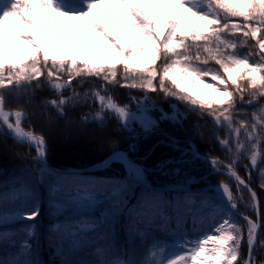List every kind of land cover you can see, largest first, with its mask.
I'll return each mask as SVG.
<instances>
[{
    "label": "snow or ice",
    "instance_id": "obj_1",
    "mask_svg": "<svg viewBox=\"0 0 264 264\" xmlns=\"http://www.w3.org/2000/svg\"><path fill=\"white\" fill-rule=\"evenodd\" d=\"M118 16L123 21L113 36ZM65 18L86 22L109 45L106 50L101 47L98 60L75 55L77 45L92 51L76 39L75 34L86 31L84 23L66 36L65 43L73 46L71 54L50 55L57 51L50 38L58 28L62 35L67 33L58 23ZM192 21L198 23L185 26ZM126 29H131L127 37ZM5 34L22 45L8 41ZM236 36L242 39L229 38ZM249 40L255 42L254 51L240 54L238 49ZM23 46L27 50L21 55ZM105 52L114 58L105 59ZM253 55L258 59L252 60ZM210 62L219 67H208ZM93 76L103 82L99 88L63 95L76 78ZM41 77L58 97L45 101V107L55 108L61 116L69 104L92 102L97 110L81 118L85 123L103 127L110 116L134 141L162 136L140 159L134 158L139 149L133 142L127 151L116 149L97 166L106 170L118 164L122 172L116 175L56 170L47 164L44 136L24 126L28 114L22 108H7L5 95L0 94V136L35 148L40 181L47 177L55 264H256L253 252L264 226L259 199L235 164L247 151L251 168L258 169L264 181V168H259L264 163V106L251 114V120L234 114L238 100L252 105L264 97V0H0V89L24 93L34 81L38 89ZM109 84L140 89L145 97L132 110L106 94ZM157 91L190 111L210 116L217 127H226L228 134L217 140L235 159L223 164L218 158L201 156L190 142L165 133L162 123L181 125L186 115L175 105L165 111L149 102L146 94ZM161 145L177 155L146 167L144 161ZM197 161L210 163L214 170L223 165L237 190L249 193L247 207L256 219L241 213L245 223L241 226L236 217L243 195L238 199L223 181L215 188L194 189L198 181L191 172ZM153 174L168 179L153 183L149 179ZM260 186L264 188V182ZM33 199V187L21 178L0 181V225L34 220L40 210L29 207ZM119 231L130 246L122 255L114 242ZM35 238L34 224L24 225L20 232L0 230V264H41L30 243ZM137 240L151 241L139 259L133 243ZM245 241L247 258H242ZM90 247H94L91 253L78 255ZM260 247L264 248V241ZM88 255L94 259H87Z\"/></svg>",
    "mask_w": 264,
    "mask_h": 264
},
{
    "label": "trees",
    "instance_id": "obj_2",
    "mask_svg": "<svg viewBox=\"0 0 264 264\" xmlns=\"http://www.w3.org/2000/svg\"><path fill=\"white\" fill-rule=\"evenodd\" d=\"M196 23L198 22L192 21L191 23H187L185 26L192 27ZM229 38L236 39L237 41L242 39L240 36ZM254 43V41L249 40L248 45L239 48L238 52L240 54H246L250 49H253ZM251 59L256 60L258 57L253 55ZM208 67L218 68L219 66L214 62H210ZM36 83L37 82L34 81L32 87L28 88V90L24 93L17 94L15 89L7 91L0 89V94L5 95L7 108H22L28 114V119L24 121V126L26 128L31 126L35 132L44 136L48 146L47 159L53 165L60 167L86 166L102 160L116 149H124L127 151L129 144L133 142L137 143L139 149L138 152L133 154L134 158L140 159L149 152L158 140L162 139L160 134H154L148 136L146 139L141 138L134 141L132 136L120 126L117 120L110 116L106 118L103 127H100L92 122L85 123L81 118L85 115H91L97 110V105L92 102L86 103L81 101L75 105L69 104L64 109V115L61 116L57 113L55 108L51 106L45 107V101L58 99L56 93L49 89L46 78H40L39 83L42 85L41 88H35ZM101 83L103 82L94 76L87 78L78 77L72 81V88L65 90L63 95L65 97L70 96L73 90L81 93L82 95L86 90L99 88ZM241 83L245 87L247 86L246 81H241ZM107 88L108 94H111L114 99L122 105H135L136 101L143 100L145 97L144 91L140 89L120 87L119 84H109L107 85ZM146 95L149 102H154L159 108H163L165 111H169L170 106L175 105L181 112L185 113L186 119L183 120L181 125H173L168 122L162 123L160 127L165 133L176 137L182 142L193 141L196 144L197 150L208 156L220 158L228 163H231L233 159H235L233 153H230L226 149L222 148L218 143L217 137L222 139L226 136V134L214 124L210 116L190 111L184 104L178 103L174 98L166 99L163 93L159 91L148 92ZM133 97L136 99L133 100ZM248 99H250V97L245 95L244 100ZM260 101L264 104V97H260ZM236 109L237 113L234 114V118L251 120V114L254 112V108H247L241 105L238 100ZM153 115H159V113L154 112ZM64 126L68 127L66 129L67 135L61 139L62 142H59L60 146L61 144L66 145L67 143H70L71 131L69 130L72 129H77L79 133L93 135L95 138L94 140L97 139L98 141L97 144L92 146V148L88 151L81 149L80 152L76 154L75 152H72L75 156H73L72 153L67 156L69 149H65L67 150L66 154H62L59 150H54L57 147L55 144V142L57 143L56 131L62 129ZM139 131V128H137V133H139ZM0 143L3 144L0 151V181L8 182L13 178H21L23 181L28 182L33 187L35 192V199L29 201V207L33 209L38 207L40 210L39 216H37L34 220L9 222V224L0 225V230L7 229L9 231L20 232L24 225L34 224L36 226V238L34 241H30V243L33 244L36 257L39 259L41 264H55L57 257L53 253L49 237V225L53 222V217L50 214L48 203L49 195L46 187L47 177L45 176L43 183L40 181L42 173L37 171V164L33 159L36 156V151L27 144L16 143L7 135L0 136ZM261 150L264 152V143L261 144ZM173 155L177 154L161 145L154 152H152L144 163L146 167L151 168L156 161L164 159L166 156ZM246 165H248L247 169L245 167ZM209 168L210 163L206 161H197L196 164L192 166L191 174L199 176ZM235 168L256 191L260 201L261 222L262 225H264V188H261L260 186L264 181H262L259 170L251 168L247 151L240 156L239 160L235 164ZM259 168H264V163H261ZM121 172L122 169L120 165L113 164L110 169H102L84 174L86 176H112ZM149 179L155 183L156 181H164L168 178L153 174L149 176ZM210 179L211 177H208L202 182H206ZM235 195H237V190H235ZM242 195L244 198H248L245 191L242 192ZM238 209L241 212H248L249 215H253V217H255L254 213L247 211L240 202L238 203ZM236 219L242 227L245 226L244 221L240 219L239 215H237ZM260 241H264V226L261 227L260 237L256 244V249L254 250L256 264H264V248L260 247ZM114 242L117 250H120L121 248L124 250L130 249V246L126 242V236L122 231L117 233L114 238ZM133 243L137 249L135 255L137 253L141 256L140 251L146 246L147 241L141 242L137 240ZM246 249L247 244L245 241L241 246L242 258H245ZM93 250L94 247H90L87 248L85 252L79 253L78 255H85V253H91ZM88 256L94 259L92 256Z\"/></svg>",
    "mask_w": 264,
    "mask_h": 264
},
{
    "label": "rangeland",
    "instance_id": "obj_3",
    "mask_svg": "<svg viewBox=\"0 0 264 264\" xmlns=\"http://www.w3.org/2000/svg\"><path fill=\"white\" fill-rule=\"evenodd\" d=\"M104 7H105V11H106L107 10L106 6H104ZM122 21H123V17L122 16H118L117 20H116L115 29L113 30V33H112L113 36L116 35V32L119 30V27H120ZM58 23H59L60 26H63L65 29H67V33L62 35L61 32H60V29L58 28L56 33H55V35L52 38H50V40L48 42L50 44H53L54 47L57 49V51L55 53H50V55H52V54L63 55L65 53L71 54L73 52V46L70 45V44H66L65 43L66 36L67 37H71L74 34L73 33V28L75 26H78V25L82 24V23L85 24L86 31H83L81 33L75 34L76 35V39L79 40V41H82L83 44H89L91 46L92 51L88 52L83 47V45H77L76 46V50H75V55L78 58L82 57V58H87L89 60H98L99 57H100V49H101V47H103L105 50L109 48V45L106 42L103 41V38L100 37L97 34V32L94 29L91 28V26L86 25V22H81V21H77V20H74V19H66L65 18V19H59ZM130 31H131V29H126L125 30V33H124L125 37L128 36ZM5 35H6V39L8 41H10V42H12L14 44H17V45H22V41H16V40H14V38H12L10 36H7V34H5ZM43 42L44 41L41 40V43H43ZM26 50H27L26 46L21 47L19 49V54L22 55L23 52L26 51ZM104 55H105V59H107V60H111V59L114 58L113 56H111L107 52H105ZM106 94H108V93H106ZM127 105H129V104H127ZM129 106H130V108L132 110H135L136 103H135V105H129ZM260 106H262V105L256 104L254 106V111H257ZM67 128H68L67 126H64L62 129H59V130L56 131L57 132V134H56L57 145L59 144V142H62L61 139H63L67 135V133H66V129ZM218 128L220 130H222L226 135L228 134L226 127H224V128L218 127ZM69 131H71V135H70L71 137L69 136L71 138L70 143H67L66 145H62L61 144L62 147L59 150L60 152H62V154H64V153L66 154L67 150H65V149H69V152H67V156H69V154L72 153V152H75V154H76V153L80 152L81 149H84L85 151H88L90 148H92V146H95V144H97V142H98L97 139L94 140L95 138L91 134L79 133L77 129L76 130L72 129V130H69ZM2 147H3V144L0 143V151H1ZM54 148H55V146H54ZM54 150H56V148ZM73 156H75V155L73 154ZM219 173H222V172L218 171V172H215V173L211 174L209 176V177H211L209 183H211V182L212 183L222 182V181L224 182L227 179H229L230 180V184L229 185L233 189L232 191L237 190L236 183L234 182L233 178H229L226 174H219ZM219 175H223V176H219ZM198 185H199L198 187H200L202 184L199 183ZM242 192L237 190V195L236 196H237L238 199L242 195ZM250 200H251L250 198H244L243 197V201L240 202V203L243 206H245L246 208H248L247 205L250 203ZM189 235L191 236L192 233H189ZM150 242L151 241H147V244L150 243ZM147 244L143 248V250L140 251V255L141 256H142V254L144 252V249L147 247ZM128 250H130V249H125L124 250L123 248H121L120 250H117V254L118 255H122L124 251H128ZM80 256H85V255L80 254ZM141 256H139L137 253L135 255L136 258H139ZM86 258L89 259V260L92 259L89 256H86Z\"/></svg>",
    "mask_w": 264,
    "mask_h": 264
},
{
    "label": "water",
    "instance_id": "obj_4",
    "mask_svg": "<svg viewBox=\"0 0 264 264\" xmlns=\"http://www.w3.org/2000/svg\"><path fill=\"white\" fill-rule=\"evenodd\" d=\"M107 159V158H106ZM106 159H104L103 161H105ZM47 160V159H46ZM98 162V163H95V164H92L90 166H87V167H82V168H59V167H55V166H52L48 163L47 161V164L53 168V169H56V170H75V171H79V172H83V171H92V170H96V169H99L97 168L98 165H101V163L103 162ZM216 186H208L207 188H215ZM247 258V257H246Z\"/></svg>",
    "mask_w": 264,
    "mask_h": 264
},
{
    "label": "bare ground",
    "instance_id": "obj_5",
    "mask_svg": "<svg viewBox=\"0 0 264 264\" xmlns=\"http://www.w3.org/2000/svg\"><path fill=\"white\" fill-rule=\"evenodd\" d=\"M55 144H56V146H57V147H56V150H60L61 146H60L59 144L57 145L56 142H55Z\"/></svg>",
    "mask_w": 264,
    "mask_h": 264
}]
</instances>
